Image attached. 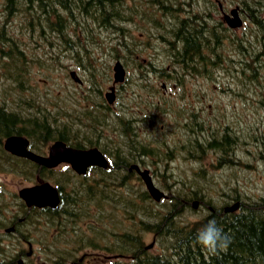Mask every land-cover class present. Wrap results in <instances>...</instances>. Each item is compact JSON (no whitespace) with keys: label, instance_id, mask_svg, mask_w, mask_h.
<instances>
[{"label":"rangeland","instance_id":"374dc122","mask_svg":"<svg viewBox=\"0 0 264 264\" xmlns=\"http://www.w3.org/2000/svg\"><path fill=\"white\" fill-rule=\"evenodd\" d=\"M133 1L137 2V0ZM235 2L239 0H222L223 8L233 7ZM1 7L0 1V23L3 20ZM199 8L202 12L207 11L202 1L197 2L194 11ZM228 10L225 8L223 12ZM162 16L155 14L152 18L164 21L165 17L162 18ZM217 16L219 17V14ZM243 22L240 29H235L236 34L230 31V39H225L222 34L225 30H219L210 51L212 57H206L202 64H198V61L193 63L196 65V70L191 71L199 73L198 77L195 78L192 74L180 77L181 86L178 92L174 96L168 95L160 98L159 91L153 87L151 79L137 77L140 75L138 66L148 71L144 63L148 64L149 61L166 73L174 72L173 57L170 53L171 45L161 36H169L166 27L164 29L154 27L152 22L144 17L135 16L131 21L126 20L122 26L125 27L127 37L117 36V42L120 40L121 42H118L119 45L115 48L119 54L117 59L127 67V80L122 89L121 100L107 105L99 101L102 97L101 92L108 90V82L112 79V68L116 59L114 58L115 52L112 50V55H108L105 49L107 46L103 45L110 42L113 35L109 33L106 37V33L95 30L89 32L88 35L85 33L86 37L81 36L80 38L82 42L87 43L85 52L95 59L96 66L93 72L96 75H94L75 63L72 58L77 51L75 45L66 46L56 40V46L51 48L43 37L37 38L35 35L25 34L22 14H13L8 23V29L12 36L11 39L16 40L13 43L19 47L10 53H17V51L21 53L23 47L25 52L35 50L36 58L40 60H42L41 57L47 56L52 57L53 60L47 63L32 62L29 72L26 73L23 70L21 85L13 84L12 86V82L8 79L1 81L0 105H3L6 110L21 115L36 113L40 116L44 113L51 126L55 128L65 126L69 138L75 139V136H72L73 132H76L79 137L86 135L104 145L105 150L112 155L114 153L122 155V151L115 152V149L128 148L125 147L124 141L128 142L132 135L124 133V123L114 121L109 114L117 112L126 117L135 116L137 121L131 122L135 126V134L140 142L150 141L151 148L148 150V155H143L139 160H143V165L150 168L157 186L169 195H171V189L182 185L181 181L188 185L195 184L191 180L197 176L194 170L198 165L201 166L198 161L201 153L200 148L194 144L197 133L192 130L198 131L199 142L203 144L204 140L220 138L225 128L228 127L229 130L232 128L230 133L236 138L233 147L236 157L230 161L231 163L236 162L235 166L220 168L216 160L220 154L219 151L207 150V159L205 157L201 160L206 164L202 168L207 176L199 175L196 178V185L202 186L204 193L224 203V206L233 203L236 196L242 197L243 193L251 198L264 196V103H262L264 99L257 101V96L253 93L254 87L249 83L247 76L242 78V67L234 61L238 59L236 50L240 57H242L241 51L243 50L237 49L235 43L244 41L249 52L258 51L260 43L255 40L260 34L255 25L250 22L247 14ZM79 29L82 31V27ZM122 42L124 46H120ZM248 42L251 45H248ZM59 50H61L60 53ZM86 57L82 62L87 65L89 59ZM12 66H14L13 71L18 69L16 65L12 64ZM178 70L180 71L179 68ZM72 73L80 81L74 80L71 77ZM17 77L20 78L19 75ZM104 85L107 89L102 90ZM167 92H170V88ZM19 93H22V102L18 98ZM211 101H213V108L210 110L212 116L207 111V105ZM200 104H204L202 110L199 109ZM145 114H147L146 118L143 117ZM198 124L201 127L200 131ZM34 139L35 144L40 147L39 140ZM187 147L191 151L187 150ZM214 161L217 164L216 167L213 166ZM63 166L60 165L54 172L57 173L59 182L67 187L70 176L62 177L63 174L58 173ZM94 174L95 171H91L89 175ZM21 176V173L0 171V209L8 210V214H16V216L23 214L24 210L34 211L24 209L23 206L22 211L19 209V199L15 196L16 190L28 184V181ZM112 177L119 178V175L104 176V179L109 181ZM129 182V188L133 189L132 192L137 196L143 186L134 176ZM195 187L191 185L189 189L193 190ZM234 187L240 193H234ZM108 205L119 207V204L113 201ZM143 205H146V202ZM204 212H206L204 206L199 209L186 210L183 219L194 220L201 217ZM29 216L33 227L27 224L22 225L20 231L24 233L23 239L27 240L30 236L29 241L32 243V248L38 251L41 258L47 256L51 259L54 256L58 263L66 254H71L74 247L80 243L83 247L78 249L77 255L83 257V254L92 251L90 245H93L97 239L106 240L110 231L119 228L117 222L111 218L107 224L97 223L89 233L85 234L79 228L85 225L82 222L87 216H83L76 221L70 233L64 225L61 226L63 229L58 231V226L49 228L46 224L35 221L32 214ZM91 219L92 224L96 223L93 217ZM66 225L70 226L69 223ZM77 235L79 236L76 237ZM20 236V234L6 235L3 228H0V238L8 244H5L0 260L9 261L10 256L16 254L17 250L28 249V242L21 240ZM151 241L149 235L144 239L146 245ZM154 245H156V240H154ZM160 249L157 244L154 250ZM20 257H15L13 262L9 263L18 264L17 260ZM105 260L95 261L94 264H105Z\"/></svg>","mask_w":264,"mask_h":264},{"label":"trees","instance_id":"16d2710c","mask_svg":"<svg viewBox=\"0 0 264 264\" xmlns=\"http://www.w3.org/2000/svg\"><path fill=\"white\" fill-rule=\"evenodd\" d=\"M0 1L3 11V20L0 23V82L8 79L12 82V86L13 84L21 85L23 70L26 73L29 72L32 62L47 63L53 60L50 56L41 57L42 60H40L36 58L35 50L25 52L23 47L22 54L19 51L10 53L19 47L13 43L16 40L11 39L12 36L8 29V23L12 15L16 13L17 15L22 14L25 34L35 35L37 38L43 37L51 48L56 46V40L66 46L75 45L77 51L72 57L75 63L94 75H96L93 72L96 66L95 59L85 52L87 43L80 40L81 36L86 37L85 33L88 35L89 32L95 30L106 33V37L110 33L113 39L103 46H107L105 49L108 55H112L113 50L114 58L117 59L119 54L115 46L121 42V40L117 42V36L127 37L125 27L122 25L126 20L134 19L135 16L150 20L154 27L158 26L162 29L166 27L169 36H161L171 45V56L180 68L182 66V69H188V67L196 69L194 62H204L207 56L212 57L210 51L219 30H225L222 32L225 39L231 38L229 28L223 26L224 22L221 19L219 21L217 4L214 0L204 1L210 4L208 8H212L207 12L206 10L202 12L201 8L194 11L198 0ZM235 4L239 6L241 15L245 17L247 14L250 22L257 28L260 35L257 36L255 42L260 43V50L249 52L244 46V41L235 43L237 49H243L241 51L243 56L234 61L242 67V78L247 76L249 83L254 87L253 93L257 96V101L262 100L264 99V0H239ZM205 12L211 17L210 19L205 16ZM155 14L164 15L162 18L165 17V20L152 18ZM81 27L82 31L79 29ZM48 30L54 31L49 32ZM248 45L251 44L248 42ZM120 46H124V43L122 42ZM58 52L60 53L61 50ZM85 56L89 59L87 65L82 62ZM12 64L18 69L13 71ZM150 67L154 70L152 64ZM138 69L141 71L142 67L138 66ZM18 75L20 78L17 77ZM16 81L19 82L16 83ZM42 114L40 116L36 113L22 115V133L38 139L42 145L54 139L64 140L74 146L83 145V142H79L80 140L76 137L75 139L69 138L65 126L60 128L51 126L49 119L44 113ZM111 118L116 120L113 115ZM120 121L124 123V133L132 135L128 142L124 141L125 147L128 148L115 149V152L122 151V155L119 153L110 155V166L107 169L95 170L93 176L89 174L82 177L76 176V180L72 181L73 175L70 172L59 173L63 174L62 177L70 176L69 183L72 182L66 187L64 183L59 182L58 175L53 169L43 168L28 159L14 156L4 150L1 143L2 137L11 133H20L21 127L16 128L15 126L19 123L16 114L0 106V171L21 173L26 181L37 178H55L60 192V203L57 207L24 212L25 219L29 218L30 214L37 219L43 212L50 218L49 221L65 219L67 223L75 225L77 220L87 216L82 222L85 225L79 227L83 233L87 234L97 223L107 224L112 218L119 228L110 231L108 238L105 237L106 240L97 239L93 245H90L92 251L83 255L85 264H94L95 261L100 262L107 258L112 260H105V264H264V196L251 198L243 193L242 197L236 196L234 199L238 202L237 208L225 211L224 203L208 196L204 193L202 186L196 185V178L199 175L207 176L202 168L206 164L201 161L205 157L207 159V150L219 151L220 154L216 158L219 167L224 165V167L232 168L235 166L236 162L231 163L230 161L236 157L233 149L236 138L230 133L232 128L230 130L228 127L225 128L220 138L204 140L203 144L195 141L194 144L200 148L201 153L198 157L201 166L198 165L194 170L197 176L195 175L196 177L191 180L195 184L182 183L179 187L176 186L178 188L170 190L171 195L168 200L155 204L151 202L144 189H141L137 196L132 192L133 189L129 188V180L134 172L127 171L130 162L139 160L143 155H148L149 142L139 141L130 119L120 118ZM73 134L77 133L73 132ZM89 142L97 144V141L89 140ZM101 149L107 153L104 148ZM187 150L190 149L187 147ZM216 165L214 161L213 166L216 167ZM114 174H118L119 178L112 177L109 181L104 179V176L110 177ZM191 185H195V189H189ZM233 191L240 193L235 187ZM225 194L228 195L227 192ZM193 200H198L195 208L192 206ZM112 201L117 202L119 207L108 205ZM144 202L146 205H143ZM202 206L205 207L206 212L201 217L194 220L183 219L186 210L199 209ZM6 211L8 213V210ZM6 211L0 209V224L2 225L12 220L9 215H6ZM92 217L96 220L94 224L91 222ZM213 219L217 226L231 238L227 251L215 256L210 255L194 242L197 232ZM148 234H154L158 245L163 248L161 251H149L144 243ZM81 244L75 246L77 249L75 254L69 257L75 264H81L77 255L78 249L83 247Z\"/></svg>","mask_w":264,"mask_h":264},{"label":"water","instance_id":"95a60500","mask_svg":"<svg viewBox=\"0 0 264 264\" xmlns=\"http://www.w3.org/2000/svg\"><path fill=\"white\" fill-rule=\"evenodd\" d=\"M233 18H229L227 15L226 21L230 26H236L241 23V20L237 13V8L231 10ZM124 70L119 62L114 65V78L119 81L123 78ZM109 100L112 98V94L107 93ZM28 140L24 136L11 135L4 141V147L6 150L31 159L32 161L43 165L45 167H55L60 162H68L79 173H84L88 166L97 165L99 167H107L108 161L104 154L97 147L90 148H74L68 146L62 140H56L49 146L48 155H40L32 150L28 149ZM142 180L145 182L147 190L151 197L156 201L160 200L164 196L163 192L159 190L153 183L149 169H140L138 165L133 164ZM18 195L26 202L28 206L37 205L56 207L59 202L58 191L55 186L49 182L40 181L32 186H24L18 190ZM196 204V202H194ZM238 203H234L232 206L226 208L233 210L237 207Z\"/></svg>","mask_w":264,"mask_h":264},{"label":"clouds","instance_id":"9594fccd","mask_svg":"<svg viewBox=\"0 0 264 264\" xmlns=\"http://www.w3.org/2000/svg\"><path fill=\"white\" fill-rule=\"evenodd\" d=\"M194 242L206 250L207 253L215 256L227 251L231 238L224 233L222 228L217 226L216 221L213 219L209 220L197 232Z\"/></svg>","mask_w":264,"mask_h":264},{"label":"flooded vegetation","instance_id":"af4514ba","mask_svg":"<svg viewBox=\"0 0 264 264\" xmlns=\"http://www.w3.org/2000/svg\"><path fill=\"white\" fill-rule=\"evenodd\" d=\"M207 51V50H206ZM127 80V78H124V80L123 81H121V82H119L118 83V86H117V88H116V90H115V95L117 96V94H116V92H120L121 91V89L123 88V85H124V83H125V81ZM81 82H82V80H81ZM21 90V89H20ZM105 92V91H104ZM104 92H103V96H102V92H101V98H100V103H104V104H107L108 105V103L106 102V99H105V95H104ZM116 96H115V100H116ZM118 97V96H117ZM18 98H19V100H20V102H22V93H19V95H18ZM11 103V102H10ZM0 106H3V105H0ZM4 107V106H3ZM17 107V106H16ZM8 112H9V110H7ZM12 112V111H11ZM15 113V112H14ZM16 114V116H17V119H18V125L16 124L15 126H16V128L17 127H21V130H19V131H21L20 133L22 134V124H21V122H22V115L20 114V113H15ZM198 129H199V131H200V129H201V127L199 126V124H198ZM192 130V129H191ZM193 132H196L197 133V136L194 138V140L195 141H199V137H198V131L197 130H192ZM7 135H5V137H6ZM21 207H22V201H21ZM20 219H22V218H20ZM24 237H22V240L23 241H25V242H28V249L26 250V249H24V248H21L19 251L17 250V257L18 256H21L20 258H18V260H17V263L18 264H35L34 262H33V259L35 260L36 259V257H37V255H36V253H35V251L33 250V248H32V245H31V242L30 241H27V240H25V239H23ZM29 246H31V247H29ZM31 250V251H30ZM20 259H21V261H20ZM27 260H31L32 261V263H27ZM1 264V263H0ZM8 264H10V263H8Z\"/></svg>","mask_w":264,"mask_h":264},{"label":"bare ground","instance_id":"6f19581e","mask_svg":"<svg viewBox=\"0 0 264 264\" xmlns=\"http://www.w3.org/2000/svg\"><path fill=\"white\" fill-rule=\"evenodd\" d=\"M2 103V102H1ZM118 157V156H117ZM177 178V177H176ZM183 184H188V183H185L184 181H181ZM82 186V185H81ZM14 259V258H13ZM21 261V260H20ZM10 262H13V260L12 261H10Z\"/></svg>","mask_w":264,"mask_h":264}]
</instances>
